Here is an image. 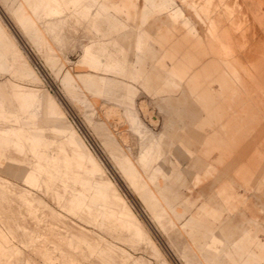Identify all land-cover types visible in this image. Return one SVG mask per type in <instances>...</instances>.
<instances>
[{"label": "rangeland", "instance_id": "1", "mask_svg": "<svg viewBox=\"0 0 264 264\" xmlns=\"http://www.w3.org/2000/svg\"><path fill=\"white\" fill-rule=\"evenodd\" d=\"M184 20L251 69L264 0H0V264H246L234 175L172 102Z\"/></svg>", "mask_w": 264, "mask_h": 264}, {"label": "crops", "instance_id": "2", "mask_svg": "<svg viewBox=\"0 0 264 264\" xmlns=\"http://www.w3.org/2000/svg\"><path fill=\"white\" fill-rule=\"evenodd\" d=\"M183 25L194 37L191 48H201L203 55L199 59L190 48L191 52L171 56L170 74L184 79L187 86L184 98L176 97L172 102L174 106L181 99L186 103L189 133L204 144L203 175H217L219 182L234 175L230 195L232 205L238 204L234 215L238 225L233 242L236 251L246 264H264V58L253 62L255 52L261 49L255 50V46L264 40V31L254 26L247 36L251 37V48L237 55L239 62H251L249 69L243 62L234 64V37L226 47L223 39L212 37L204 27L199 34L191 20H184ZM240 38L245 46L243 42L248 40ZM261 47L264 50V45ZM251 92L261 95L253 97ZM200 124L202 133L198 134L193 126ZM245 175H249L247 180Z\"/></svg>", "mask_w": 264, "mask_h": 264}, {"label": "bare ground", "instance_id": "3", "mask_svg": "<svg viewBox=\"0 0 264 264\" xmlns=\"http://www.w3.org/2000/svg\"><path fill=\"white\" fill-rule=\"evenodd\" d=\"M216 1H217V0H216ZM241 4H242V3H241ZM247 13H248V12H247ZM251 22H252V21H251ZM255 26H256V25H255ZM243 30H244V29H243ZM255 34H256V33H255ZM247 35H249V33H248ZM253 35H254V33H253ZM251 36H252V35H251ZM255 36H257V35H255ZM245 37H246V36H245ZM253 37H254V36H253ZM253 37H252V38H253ZM260 38H261V37H260ZM263 41H264V40H262V42H263ZM195 42H196V41H195ZM258 42H259V41H258ZM262 42H261V43H262ZM261 43H260V44H261ZM262 44L264 45V43H262ZM249 45H250V43H249ZM249 48H250V47H249ZM259 48H260V46H259ZM259 48L257 47L256 50H258ZM191 51H192V50H191ZM191 51H190V52H191ZM255 53H256V52H255ZM246 55H247V54H246ZM174 56H175V55H174ZM260 57H261V56H260ZM206 60H207V59H206ZM203 62H204V61H203ZM262 63H263V62H262ZM256 64H257V63H256ZM198 66H199V65H198ZM196 69H197V68H196ZM199 69H200V68H199ZM197 77H198V76H197ZM186 87H187V86H186ZM193 94H194V93H193ZM199 96H200V95H199Z\"/></svg>", "mask_w": 264, "mask_h": 264}]
</instances>
